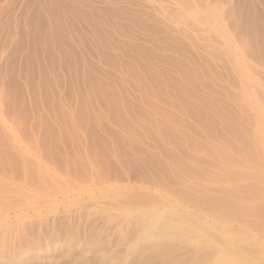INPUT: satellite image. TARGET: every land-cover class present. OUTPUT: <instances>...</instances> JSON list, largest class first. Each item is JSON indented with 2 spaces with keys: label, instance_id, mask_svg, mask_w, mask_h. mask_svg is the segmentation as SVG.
<instances>
[{
  "label": "rangeland",
  "instance_id": "374dc122",
  "mask_svg": "<svg viewBox=\"0 0 264 264\" xmlns=\"http://www.w3.org/2000/svg\"><path fill=\"white\" fill-rule=\"evenodd\" d=\"M226 263L264 264V0H0V264Z\"/></svg>",
  "mask_w": 264,
  "mask_h": 264
},
{
  "label": "bare ground",
  "instance_id": "6f19581e",
  "mask_svg": "<svg viewBox=\"0 0 264 264\" xmlns=\"http://www.w3.org/2000/svg\"><path fill=\"white\" fill-rule=\"evenodd\" d=\"M233 262V261H232ZM227 264V263H226Z\"/></svg>",
  "mask_w": 264,
  "mask_h": 264
}]
</instances>
